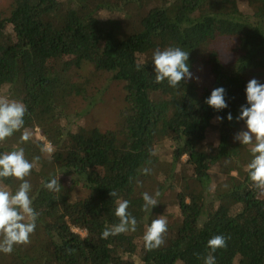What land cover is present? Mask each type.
I'll return each instance as SVG.
<instances>
[{
	"label": "trees",
	"instance_id": "16d2710c",
	"mask_svg": "<svg viewBox=\"0 0 264 264\" xmlns=\"http://www.w3.org/2000/svg\"><path fill=\"white\" fill-rule=\"evenodd\" d=\"M149 1L14 0L0 10V96L27 106L24 128L0 142V153L22 147L34 162L25 179L39 213L30 243L0 253V264H204L215 235L228 238L216 264H264V196L246 171L252 145L234 140L246 130L237 117L247 82L264 83V0ZM166 47L189 52L198 89L191 80L155 82L152 54ZM90 67L115 69L123 83L112 127L85 126L63 108L73 95L87 109L98 100ZM217 87L228 104L219 112L205 103ZM25 128L31 139L20 144ZM56 177L58 192L43 187ZM19 183L0 188L14 193ZM157 190L175 191L176 202L144 211L142 194ZM120 200L136 230L101 238L118 223ZM161 215L164 244L146 251L144 232Z\"/></svg>",
	"mask_w": 264,
	"mask_h": 264
},
{
	"label": "clouds",
	"instance_id": "9594fccd",
	"mask_svg": "<svg viewBox=\"0 0 264 264\" xmlns=\"http://www.w3.org/2000/svg\"><path fill=\"white\" fill-rule=\"evenodd\" d=\"M189 52L180 47H166L163 50L157 48L152 54L155 82H167L170 88H177L182 82L193 78L190 71ZM138 70L140 66H137ZM198 79V77L196 78ZM225 89L217 87L213 89L205 103L214 111L219 112L228 107L225 99ZM246 105L240 107L237 120H243L246 130L240 131L234 136V140L241 145H252L251 160L246 166L251 187L264 192V83L257 79H250L245 88ZM27 106L19 100L7 96H0V142L6 141L16 132L24 128ZM227 120L233 119L228 113ZM224 118L217 116L216 121ZM31 132L24 129L19 137V143L23 144L31 139ZM47 153L52 152V147L43 149ZM33 161H39L34 157ZM34 162L25 158L22 147L6 153H0V182L12 178L20 181L17 190L13 193L5 188H0V253L11 254L16 246L30 243V236L35 231L39 213L33 208V200L29 193L32 190L31 183L25 179L31 174ZM145 173L149 170L145 169ZM43 187L49 191L58 192L60 184L58 177L50 179ZM111 197H116V191H110ZM160 192L154 195L147 192L142 194L144 201L142 209L151 211L157 205ZM128 200H120L115 208L114 215L118 223L111 228H105L101 238H108L122 233L134 232L137 226L135 217L130 216L127 209ZM167 232V219L161 215L152 220L143 235V246L146 251H153L164 244V234ZM224 235H215L207 241V255L203 258L204 264H216L215 253L218 249L227 246Z\"/></svg>",
	"mask_w": 264,
	"mask_h": 264
},
{
	"label": "rangeland",
	"instance_id": "374dc122",
	"mask_svg": "<svg viewBox=\"0 0 264 264\" xmlns=\"http://www.w3.org/2000/svg\"><path fill=\"white\" fill-rule=\"evenodd\" d=\"M13 1L14 0H0V10L5 13L8 12ZM146 4L147 7H149L151 2L146 0ZM185 35L191 36L189 31H186ZM88 71L93 76L90 82L92 89L89 93L92 95L94 91L98 93L101 92L96 103L87 109V101L82 96L73 95L65 100L63 108L66 112L77 115L79 122L85 126H98L104 129L112 127L117 121L118 113L124 105L123 83L116 79L115 69L96 70L90 67ZM189 80H191L193 89L199 88V81L196 80L194 76ZM64 95L63 93L62 96ZM38 137L44 140L39 134ZM48 146L49 144L47 142L45 148ZM184 159L185 158H183V160ZM187 168V171L192 172L191 167ZM192 185L195 190L199 189V184L195 183ZM175 194V191L170 190L162 192L158 200L172 205L176 202ZM259 196L263 197L264 192H260ZM170 226L171 229L168 230V232H171L173 235L176 233L177 226L176 224H171Z\"/></svg>",
	"mask_w": 264,
	"mask_h": 264
}]
</instances>
